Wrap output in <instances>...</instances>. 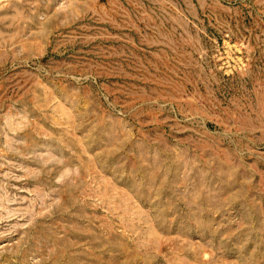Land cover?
Listing matches in <instances>:
<instances>
[{"label":"rangeland","instance_id":"374dc122","mask_svg":"<svg viewBox=\"0 0 264 264\" xmlns=\"http://www.w3.org/2000/svg\"><path fill=\"white\" fill-rule=\"evenodd\" d=\"M0 264H264V0H0Z\"/></svg>","mask_w":264,"mask_h":264}]
</instances>
